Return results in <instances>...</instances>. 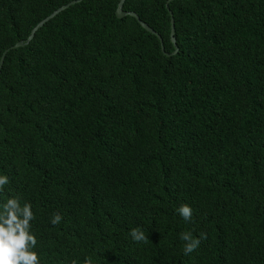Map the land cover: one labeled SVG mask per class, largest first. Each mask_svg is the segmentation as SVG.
<instances>
[{
	"label": "trees",
	"instance_id": "1",
	"mask_svg": "<svg viewBox=\"0 0 264 264\" xmlns=\"http://www.w3.org/2000/svg\"><path fill=\"white\" fill-rule=\"evenodd\" d=\"M72 1L0 0V202L32 206L41 264H264V0H126L169 55L121 0L28 42Z\"/></svg>",
	"mask_w": 264,
	"mask_h": 264
},
{
	"label": "clouds",
	"instance_id": "2",
	"mask_svg": "<svg viewBox=\"0 0 264 264\" xmlns=\"http://www.w3.org/2000/svg\"><path fill=\"white\" fill-rule=\"evenodd\" d=\"M7 184L9 177L0 173V194ZM177 212L185 221H190L192 218V209L187 204L181 205ZM33 219L32 206L27 202L21 203L20 197L10 196L0 202V264H41L35 250L37 238L31 230L30 222ZM60 221L59 214L51 219L53 225L59 224ZM130 236L137 242L147 240L144 231L139 228H133ZM180 239L184 241L185 255L193 252L200 244V239L194 238L191 232L182 233ZM83 264H95V262L91 256H86Z\"/></svg>",
	"mask_w": 264,
	"mask_h": 264
},
{
	"label": "water",
	"instance_id": "3",
	"mask_svg": "<svg viewBox=\"0 0 264 264\" xmlns=\"http://www.w3.org/2000/svg\"><path fill=\"white\" fill-rule=\"evenodd\" d=\"M81 1H82V0H75V1H72L71 3H69V4L65 5V6H62L60 9L56 10L55 12H53L49 17H47V18L44 19L42 22H40V23L34 28V30L32 31V34H31L30 38L28 39V42H30V41L33 39V37L35 36V32H36V31H37V30H38V29H39V28H40V27H41L46 21L50 20L51 18H53L54 16H56L57 14H59L61 11H63L64 9H66L68 6H71V5H73V4L77 3V2H81ZM125 1H126V0H121V2H120V4H119V7H118V9H117V16H118L119 18H123V17H125V16H127V15H131V16H133V17H136V18L140 21L141 25H142L144 28H146V29L149 30L150 32H152V33L158 35V37L160 38V40H161V42H162V50L164 51V53H166L162 37H161L156 31H154V29H152V28H151L146 22L142 21V20L140 19L139 15H138L136 12H128V11H125V10L123 9L124 2H125ZM167 7H168V5H167ZM170 13H171V17H172V20H171V22H172V33H171V36H172V40H173V42H174V44H175V46H176V44H177V40H176V37H175V31H176V28H175V19H174V16H173V12L170 11ZM28 42H27V43H28ZM22 45H24L23 42H18V43H17L15 46H13V47H20V46H22ZM177 52H178V47L176 46V51L173 52V54H176ZM7 53H8V50H6V51L4 52V54H3L2 58H1V61H0V74H1V69H2V67H3V64H4V61H5V58H6ZM166 54H168V53H166ZM168 55H169V54H168Z\"/></svg>",
	"mask_w": 264,
	"mask_h": 264
}]
</instances>
